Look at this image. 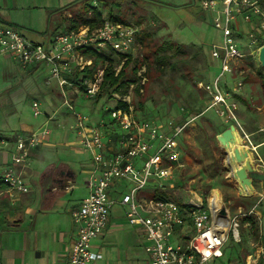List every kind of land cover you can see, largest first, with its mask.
<instances>
[{"label":"rangeland","instance_id":"1","mask_svg":"<svg viewBox=\"0 0 264 264\" xmlns=\"http://www.w3.org/2000/svg\"><path fill=\"white\" fill-rule=\"evenodd\" d=\"M112 1L108 0L103 5L99 0H64L63 4L69 8V13L73 11L77 14H87L86 7L81 9L84 4L101 9L103 16H110L112 9L120 20L137 27L139 36L146 37V42L143 43L138 37L133 57L142 59L146 54L153 56L152 52L156 51L157 46L169 41L181 46L180 52L169 47L160 51L158 56L163 57L160 58L162 61L153 63L147 69L148 72L144 73L145 67L138 70V76H144L130 86L131 103L138 117L154 119L164 125L169 120L180 125L195 117L181 137L182 148L188 156L187 166L180 170V179L173 182L174 189L167 193L178 202L188 201L187 190L192 188L204 195L209 189L213 200L218 201L220 197L231 215L239 220V237L229 238L224 256L216 259L213 264H248V260L258 258L264 245V198L258 194L243 195L236 188L237 183L242 191H249L251 186H244L238 181L241 180L240 173L232 175L227 151L218 140V135L235 124L240 136L247 141L255 155L256 169L261 168L258 165L260 150L251 148L249 137L252 138L250 131H256L255 138L264 139V66L258 57L254 60L248 56L243 67L247 68L248 64H253V67L242 77L244 85L239 90L235 86L240 78L227 77L229 86L237 92L235 96L240 104L237 110L240 125L226 121L216 111V107L211 106L210 95L199 85L200 82L210 81L221 70L210 56L211 45L221 39V31L213 25L212 14L202 9L196 0H116L119 7L115 3V6H111ZM54 3L42 9L0 7V11L14 14V23L29 38L37 40L41 35L49 37L68 27L69 19L57 14L62 4ZM63 18L66 23L57 25ZM123 64L124 60L118 62L117 68L120 70ZM131 69L132 66L127 71L131 73ZM137 84L140 89L136 93L134 88ZM60 92L56 79L51 78L48 66L42 65L35 71H26L11 57L0 58V133L12 136L22 127H33L37 132L51 130L50 145L43 148L42 158L33 163L32 194H39L36 168L42 171L51 162L66 161L77 174L76 189L73 192L60 196L50 210L42 211L36 207V212L31 215L34 227L29 236L32 244H37V251L40 248H54L63 235L66 239L73 236L75 225L71 212L88 192L86 181L91 166V153L80 144L81 137L74 129L76 119L73 113L86 115L93 123L109 122L112 116L106 110L114 109L117 105L116 99L107 93H101L96 98L68 96V99L74 101L73 111L64 104ZM35 100L40 102L39 116L35 115L33 109ZM3 150H7V147L0 145V152ZM10 151L14 155L15 151ZM221 154L225 155V169L220 166ZM252 184L257 190L261 189L258 180H253ZM110 213L112 231L105 239L112 243L104 244L106 257L103 263L108 261L117 264V260L121 259L126 264V257L130 258V252L137 249L138 260L130 264H149L143 252L144 241L140 242V238L135 239V242L130 241V232L134 227L127 220L126 206L115 203ZM247 214H254L257 228L243 221ZM233 240L237 244H233ZM132 246L135 248H127ZM37 251L34 252L35 256H38Z\"/></svg>","mask_w":264,"mask_h":264},{"label":"built area","instance_id":"2","mask_svg":"<svg viewBox=\"0 0 264 264\" xmlns=\"http://www.w3.org/2000/svg\"><path fill=\"white\" fill-rule=\"evenodd\" d=\"M196 1L212 14L214 27L221 31V39L210 48V56L221 70L199 85L210 95L211 106L226 121L240 125L237 92L229 86L227 77L240 78L235 88L241 89L242 77L249 69L243 64L248 56L254 60L259 57L264 45L263 0ZM137 34L138 28L133 24L103 16L99 25H80L34 40L20 27L0 20V57L10 56L23 69L48 66L64 104L74 111V101L68 96L96 98L101 94L107 62L95 63V52L111 49L134 55ZM111 97L117 105L106 110L112 116L109 122L93 123L88 116L73 113L74 129L81 137L80 144L91 153V166L86 181L89 193L71 212L76 237L68 251V264H93L102 258L92 242L104 235L111 208L117 202L126 206L128 222L143 231L148 241L145 251L149 264H213L223 257L230 235L239 237V220L231 215L224 201L220 206L212 203V192L205 196L192 188L187 190L188 201L181 202L167 193L175 187L176 169L185 166L180 139L195 117L180 125L172 120L164 125L138 117L131 103V92L115 91ZM33 109L36 116L41 114L39 101L33 102ZM50 134L51 130L43 129L15 137L13 163L0 172V185H5L8 192H30L25 173L31 152ZM6 144V136L0 133V145ZM258 165L261 167L258 170L264 173L261 157ZM122 181L127 182L128 190L120 193L119 200L114 199L112 191ZM223 208L225 215L221 214ZM260 256L264 258V249Z\"/></svg>","mask_w":264,"mask_h":264},{"label":"crops","instance_id":"3","mask_svg":"<svg viewBox=\"0 0 264 264\" xmlns=\"http://www.w3.org/2000/svg\"><path fill=\"white\" fill-rule=\"evenodd\" d=\"M64 0H0V7L4 8H27V7H35L37 9H42L46 7H50L53 4L60 3L62 6L59 7L57 14H61V17L66 16V12L69 11V8L63 4ZM67 7V8H66ZM63 8V9H62ZM6 12V11H4ZM1 17L0 20L12 23L19 27V25L15 24L16 16L14 14H9V12L3 13L0 11ZM69 14V12H68ZM69 16V15H68ZM9 20V21H8ZM66 23V20L63 18L62 20L57 22V25H63ZM39 39H46V35H41ZM3 58H7L10 56H1ZM0 57V58H1ZM42 65H33L24 69L26 71H35L40 69ZM61 96V94H60ZM240 108V104H239ZM192 118V117H191ZM189 118V120H194L195 118ZM192 120V121H193ZM190 121V122H192ZM225 130V129H224ZM223 130V131H224ZM35 131L34 128L30 127H22L15 131L12 136H6L7 144L4 145L7 147V150H3L0 152V172H2L6 167L13 163L14 155L11 154L10 150L15 151V143L14 139L18 134H28ZM256 131H250L252 136L249 137L251 148L260 150V157L264 158V139H256L255 138ZM248 134V133H247ZM241 135V134H240ZM183 137V134L182 136ZM242 137V136H241ZM243 139V137H242ZM181 140V139H180ZM245 143V141L243 139ZM50 145V136L44 140L37 148H35L30 155L29 165L26 167L25 177L31 186V190L28 193L23 194H12L7 191V187L5 185H0V258L3 264H68L67 256L69 248L76 237V230H74L73 236L69 239V236L66 239V236L63 235L60 238V241L54 248H37V244H32L29 233L30 230L33 229L34 226L31 224L32 216L36 212L37 208L40 210L48 211L54 205L57 199L67 193L73 192L76 185L77 174L73 170V168L66 161H58L51 162L47 164L42 171H39L38 168L36 174L38 176L37 182L39 186V194L36 196L32 194L34 191L32 188V179H31V170L33 167V163L36 162L37 159L42 158V151L45 146ZM247 146L249 147L248 143ZM263 149V150H261ZM188 156L184 152V161L185 166H187ZM264 160V159H263ZM182 168H177L175 171L176 179H180ZM56 169V171H55ZM69 169L73 172V176L69 177ZM88 173V171H87ZM47 176L49 179L47 180ZM261 185V189L257 190L254 186H251L249 191H242L238 188L236 184V188L246 196H252L254 194H258L261 196V193L264 190V182L259 181ZM127 182L122 181L121 185H118L112 191V196L114 199L119 200L122 191H127L128 186ZM88 188V187H87ZM33 190V191H32ZM89 193V189L87 194ZM86 196V195H85ZM84 196V197H85ZM83 197V198H84ZM264 198V197H263ZM118 203V202H117ZM72 218V216H71ZM112 223V215L110 217L109 225L103 236L97 237L93 240L92 245L93 249L102 254V258L93 262V264H112L110 262L103 263V260L106 257V253L104 251L106 243H112V241H106L105 237L109 235L112 231L111 227ZM133 226V225H132ZM134 230H131L130 237L132 238L130 241L135 242V239L140 238L144 241L143 244V252L147 255L145 251V246L148 244V241L145 239L143 231L138 226H133ZM114 243V242H113ZM128 241V245H129ZM264 243V240H263ZM233 244H237L233 240ZM127 248H135L127 247ZM225 248V246H224ZM261 251L264 248V245L261 247ZM37 251V255H34V252ZM137 249H133L130 252V258L126 257V264H130L131 261H137ZM261 253V252H260ZM224 256V255H223ZM148 257V255H147ZM263 258L258 255V258L251 261L248 260V264H258L260 259ZM117 264H124L121 259L117 260Z\"/></svg>","mask_w":264,"mask_h":264},{"label":"trees","instance_id":"4","mask_svg":"<svg viewBox=\"0 0 264 264\" xmlns=\"http://www.w3.org/2000/svg\"><path fill=\"white\" fill-rule=\"evenodd\" d=\"M103 3V5L107 4L108 0H99ZM119 7L120 4L116 1L113 0L111 6H115ZM83 4V3H82ZM263 4H264V0H263ZM84 7H86V11L87 14H83V13H74L73 11H71L69 13V16H65L66 18L69 19V22H67V28H76L80 25H90V26H96L99 25L102 20H103V12L101 9L97 8L96 6H90L88 4H84L83 6H81V9H83ZM110 17L115 19V20H120L119 16L117 14H114L112 9H110ZM124 21V20H121ZM139 40L144 43L146 42V37L139 36V33L137 34V40ZM173 48L175 50V52H180L181 51V46L176 44L175 42L169 41L167 44H162L160 46L156 47V51H153L152 53H154V55H150V54H146V56H144L142 59H140L138 56L133 57L130 54H119L111 49L104 51L102 53L100 52H95V63H98L100 61L103 62H107L106 68H105V74H104V80L102 83V90L101 93L103 94H109V96L111 97V94L115 91L120 92L121 94H126L129 92L130 90V86L131 84H135L137 83V81H139V79L141 77H143L144 75L138 76V70L143 69L144 67L146 68V70L148 68L151 67V65L153 63H155L156 61H162L163 58L159 55V52L162 50H166L167 48ZM151 53V52H150ZM152 57V58H150ZM118 60V61H117ZM124 60V64L122 66V68L117 72V65L118 62ZM146 60H150V62L146 61ZM132 66L131 69V73H129L127 71V69L129 67ZM249 69L246 70V73L249 70H252L253 64H249ZM145 72H148L147 71ZM245 73V74H246ZM263 88H264V84H263ZM135 92H139L140 86L139 84H137L135 86ZM101 96V94L99 95V97ZM239 99H242L240 95L237 96ZM120 106L123 107H127L126 104H119ZM219 161H220V166L225 169L224 166V159H225V155L221 154L219 156ZM56 171V169H55ZM73 176V172L69 169V177ZM49 179V176H47V180ZM184 186H188V185H184ZM209 194V189L206 190L205 192V196ZM244 222H249L251 227L257 228L255 225V218H254V214L248 215L244 218L243 220ZM230 238L233 239L232 234L230 235ZM258 264H264V258H261Z\"/></svg>","mask_w":264,"mask_h":264},{"label":"bare ground","instance_id":"5","mask_svg":"<svg viewBox=\"0 0 264 264\" xmlns=\"http://www.w3.org/2000/svg\"><path fill=\"white\" fill-rule=\"evenodd\" d=\"M233 135L234 137L229 143H221V145L227 151V162L231 168L232 175H238L240 172L246 171L255 165V157L251 149L247 146V143L243 141L238 130H234ZM239 153L241 154L240 159L238 158ZM238 181L244 186H252L242 176L241 180L239 179ZM211 201L213 204L215 203L217 206H220L223 200H220L219 197L218 201L213 199Z\"/></svg>","mask_w":264,"mask_h":264},{"label":"water","instance_id":"6","mask_svg":"<svg viewBox=\"0 0 264 264\" xmlns=\"http://www.w3.org/2000/svg\"><path fill=\"white\" fill-rule=\"evenodd\" d=\"M259 61L261 63L262 66H264V45L260 48L259 51ZM237 130L235 124H231L229 127H227L221 134L218 135V140L220 141V143H229L234 135H233V131ZM255 157V155H254ZM238 158H241V154L239 153ZM240 175L245 179L248 180L249 183L253 186L252 181L253 180H258V181H262L264 180V173L260 172L258 169H256V164L249 168L246 171H242L240 172ZM221 214L225 215L226 214V209L223 208L221 210Z\"/></svg>","mask_w":264,"mask_h":264}]
</instances>
